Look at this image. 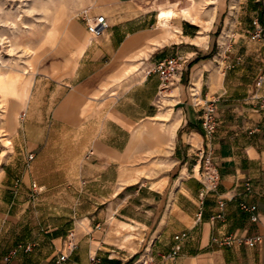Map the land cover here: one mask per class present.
<instances>
[{
	"label": "crops",
	"instance_id": "1",
	"mask_svg": "<svg viewBox=\"0 0 264 264\" xmlns=\"http://www.w3.org/2000/svg\"><path fill=\"white\" fill-rule=\"evenodd\" d=\"M217 1H186L208 27L179 12L161 29L152 0H97L87 15L106 16L101 36L68 55H44L34 72L17 69L22 85L8 90L13 97L5 102L7 126L15 131L12 147L0 151V183L11 175L22 180L0 196V219L10 217L5 207L22 205L21 181L28 206L75 210L45 230L50 247L45 241L15 264H56L69 230L77 247L61 264H93L95 256L102 264H139L149 252L159 264H264V0ZM257 18L263 32L252 38ZM210 32L216 34L212 43ZM58 38L59 32L49 43ZM170 58L180 60L182 71L176 86L162 93L161 74L147 71ZM159 96L172 107L160 111ZM204 102L216 109L212 138L202 123ZM146 125L149 141L166 148L150 176L127 161L149 149L139 140ZM199 149L211 153L219 170L218 184L204 197ZM53 171L62 176L57 186L49 183ZM72 184L75 195L66 198ZM221 198L224 218L214 221ZM241 202L256 206L258 220ZM181 232L188 236L179 256L161 262L159 254L169 252ZM226 235L237 240L213 241ZM247 238L257 241L251 246Z\"/></svg>",
	"mask_w": 264,
	"mask_h": 264
},
{
	"label": "rangeland",
	"instance_id": "2",
	"mask_svg": "<svg viewBox=\"0 0 264 264\" xmlns=\"http://www.w3.org/2000/svg\"><path fill=\"white\" fill-rule=\"evenodd\" d=\"M186 1L187 0H152V5L156 6L158 9L159 21H162L160 25L161 29L166 20L170 21L171 25H173L172 18L174 17L168 10L161 13L159 10L161 5L165 7L174 4L173 9L179 10L180 7L190 6L187 5ZM189 1L191 4L193 3V0ZM197 1L201 2L202 0ZM96 3L97 0H0V76H2L4 80V83L1 84L3 91L0 92V151H4L5 149L8 150V147H12L10 141L15 131V128L9 129L6 123L7 108L5 102L11 101L13 97L12 93H8L6 85L15 81L16 87L21 86L22 77L18 74L17 69L28 68V72L31 70L34 72L35 65L37 64L36 62L42 60L44 55L65 56L70 54L71 51L80 44L88 43L90 41V34L86 32L83 22H85V16ZM203 7L204 6H202V8ZM201 10L203 11L205 9ZM177 18L180 19L184 17L179 14ZM218 20L219 16L217 21ZM195 22L203 24L204 20L196 17ZM58 32L59 38L57 41L55 43H49V41H52L56 37ZM210 33L212 43L216 34L213 32ZM201 35H203V32ZM7 37L9 38L7 39ZM10 40L12 42H9ZM43 51V55L33 60L36 55ZM32 64L33 69H30L28 66H32ZM25 75H28V73H25L24 76ZM173 86H176V84L167 83V87L165 86L162 93H165ZM160 97L161 96L158 97L157 101V108L160 111L166 110L170 106L172 107L171 104L162 103ZM25 104L26 101H24L19 109V114L16 118L17 121ZM10 113L11 109L9 115ZM172 113H174L173 110ZM158 121L159 118L156 117L153 123ZM153 123L151 122L149 124L151 125ZM150 125H146V129L144 128L146 132H144L139 139L140 141L144 140L147 142L149 149L138 152L136 156L127 159L130 164L137 165V170L139 173H143V176H150L162 166L159 157L162 152H166L165 145H158L156 141H149L148 136H146V134L150 132ZM152 138H154V140H156V138L159 139L156 135ZM55 169L56 167H53V170ZM54 172L55 171L48 176L51 186L59 185V181L62 178V176H58L54 174ZM147 172L149 173L147 174ZM17 178H21L22 180V175H11L9 176L8 182L6 181L8 176H6V178L1 181L0 188L2 193H0V196L5 192L8 194V192L13 191L12 187L15 186ZM19 183L23 185V191L25 192L19 195V197L23 196L19 201L22 205H14L10 208L5 207V213L9 210L7 213L8 216L17 218L18 214H21V217L18 221H14L10 217L5 220L0 219V257L7 254L19 244L30 243L33 249L29 252L20 250L13 259V264H15L16 258L22 255H35L34 253L37 249L42 247V244L46 241L43 239V236L46 234L45 230H49L54 224H58L61 220H65L66 217L69 219L71 215L74 214L75 210V208L72 207L28 206L26 181L25 183L23 181ZM62 185L64 186L65 184ZM74 189L75 187L73 184L69 186L67 192L68 196H66V198H71L75 195L73 192ZM45 245L50 247L48 241H46Z\"/></svg>",
	"mask_w": 264,
	"mask_h": 264
},
{
	"label": "built area",
	"instance_id": "3",
	"mask_svg": "<svg viewBox=\"0 0 264 264\" xmlns=\"http://www.w3.org/2000/svg\"><path fill=\"white\" fill-rule=\"evenodd\" d=\"M86 22V30L90 34V39H95L101 36L107 28V20L106 16L103 14H98L94 17L85 16ZM254 24L256 25V31L252 35V38H260L262 36L263 29L261 27L259 19L254 20ZM153 71H158L161 74L162 82L172 84L174 81L178 79V76L181 74L182 67L180 64V60L178 58H170L159 62L155 69H150L147 71V74H150ZM198 92L195 91L194 95H197ZM193 104H202L201 100L193 99ZM215 106L213 102L206 103L203 105V115H202V123L205 129V135L208 138H212L214 135L218 121L215 115ZM198 157L203 161V168L201 170V178L203 183V188L201 192V196L204 197L207 192L212 190L219 182V170L217 166L213 162L212 155L206 149H199ZM33 158V154L29 155V159ZM219 209L216 213L212 215V220L223 219L224 218V207L225 201L224 198H221L218 201ZM240 207L243 210L250 211L252 213L251 217L253 220H258V215L254 213L256 206L250 205L246 202H241ZM97 229H102V225L97 224ZM188 236L187 232H181L174 236L177 244L166 253L159 254V258L161 262H174L180 254L182 249L181 241ZM76 233L74 230H69L64 241V245L62 251L59 252V256L56 259V264H61L66 261L69 257L70 252L74 251L77 247L76 242ZM237 240L234 235H226L222 238L214 237L213 241L215 243H219L221 245H231L233 242ZM248 245H254L257 241L255 238H247L244 240ZM32 245L30 243L19 244L17 247L11 249L7 254L0 257V264H13V259L18 254L20 250L25 252L32 251ZM93 264H102L100 260L95 257L92 258ZM139 264H159V261L154 257V255L149 252L147 254H143L139 260Z\"/></svg>",
	"mask_w": 264,
	"mask_h": 264
},
{
	"label": "bare ground",
	"instance_id": "4",
	"mask_svg": "<svg viewBox=\"0 0 264 264\" xmlns=\"http://www.w3.org/2000/svg\"><path fill=\"white\" fill-rule=\"evenodd\" d=\"M171 1V0H170ZM165 2V1H164ZM167 2H169V1H167ZM161 4V3H160ZM207 4V3H206ZM209 4V3H208ZM174 5V4H173ZM173 5H168V6H165L164 7V5H161V8L159 9L160 10V12L161 13H163L165 10H168V11H170V13L172 14V15H176V14H178L179 12H181L185 17H187V18H189V19H191L192 21H196V17H198V16H196V15H194V13H193V9L190 7V6H183V7H180L179 8V10H174L173 8ZM203 5V4H202ZM208 6V5H207ZM193 7V6H192ZM214 10V9H213ZM212 12V11H211ZM198 13V12H197ZM215 14V13H214ZM213 17V16H212ZM202 21V20H201ZM208 24H209V21H205L204 20V23H203V25H204V27H208ZM170 25H171V23H170V21H168V20H166L164 23H163V25H162V29H167V28H170ZM202 36H205L204 38H206V35H202ZM9 37H7V39H8ZM9 42H12L11 40L9 41ZM12 45V44H11ZM35 53V52H34ZM33 54V53H32ZM31 56V55H30ZM31 63V62H30ZM4 77V76H3ZM4 83V80H3V78H2V76H0V92H2L3 90H2V86H1V84H3ZM6 87H7V90H17V87H16V82L14 81L13 83H11V84H9V85H6Z\"/></svg>",
	"mask_w": 264,
	"mask_h": 264
},
{
	"label": "trees",
	"instance_id": "5",
	"mask_svg": "<svg viewBox=\"0 0 264 264\" xmlns=\"http://www.w3.org/2000/svg\"><path fill=\"white\" fill-rule=\"evenodd\" d=\"M214 52H215L214 50L209 51V53H207V55L203 56V58L211 57L214 54ZM198 59H199V57L195 58L190 64L196 62Z\"/></svg>",
	"mask_w": 264,
	"mask_h": 264
}]
</instances>
